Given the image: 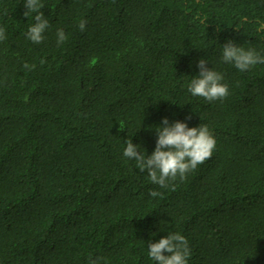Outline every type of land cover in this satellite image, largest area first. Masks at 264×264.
Wrapping results in <instances>:
<instances>
[{"label":"trees","instance_id":"trees-1","mask_svg":"<svg viewBox=\"0 0 264 264\" xmlns=\"http://www.w3.org/2000/svg\"><path fill=\"white\" fill-rule=\"evenodd\" d=\"M41 3L34 44L35 14L0 0V264H156L148 244L177 232L189 264H264V64L222 60L229 41L264 55V0ZM201 58L225 99L188 91ZM164 118L207 125L216 148L161 188L123 151L151 155Z\"/></svg>","mask_w":264,"mask_h":264},{"label":"clouds","instance_id":"clouds-1","mask_svg":"<svg viewBox=\"0 0 264 264\" xmlns=\"http://www.w3.org/2000/svg\"><path fill=\"white\" fill-rule=\"evenodd\" d=\"M26 11L24 16L34 15V21L29 26L26 36L34 44H40L45 39L44 33L50 28V23L45 18L41 9L44 5L41 0H24ZM86 21L81 20L79 29L86 30ZM257 32H264V22H257ZM57 46L65 42L68 37L63 29H57ZM7 39L5 29L0 27V41ZM222 60L234 65L241 72L250 70L257 64H264V55L255 49H247L229 41L223 45ZM43 63V61H41ZM207 60L201 58L198 62L199 75L191 80L188 91L193 96L203 97L212 102L223 100L229 95L228 85L222 83L224 77L221 73L209 69ZM23 67L29 71L36 65L25 63ZM157 133L156 147L151 155H145L140 151V145H134L132 140L126 141L123 156L128 160H134L136 167L141 171H147L150 181L161 188L169 186L170 182L177 179L183 181L187 174L197 169L206 160L211 158L216 148L215 137L207 125L188 127L187 123L176 121L169 123L167 118L162 120L161 126L155 129ZM162 194L151 190L149 196L155 198ZM148 256L156 264H189L191 249L188 240L180 233L168 234L158 242L148 244ZM167 253V255L165 254ZM102 256L89 257L88 264H102Z\"/></svg>","mask_w":264,"mask_h":264}]
</instances>
